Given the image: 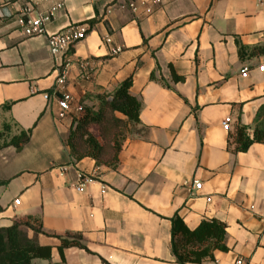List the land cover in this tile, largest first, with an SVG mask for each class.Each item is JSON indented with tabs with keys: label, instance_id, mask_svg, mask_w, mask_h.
Returning a JSON list of instances; mask_svg holds the SVG:
<instances>
[{
	"label": "crops",
	"instance_id": "obj_1",
	"mask_svg": "<svg viewBox=\"0 0 264 264\" xmlns=\"http://www.w3.org/2000/svg\"><path fill=\"white\" fill-rule=\"evenodd\" d=\"M59 3L44 33L26 35L28 20ZM80 22L89 29L68 54L59 94L74 101L61 118L52 96L61 59L50 54L47 34ZM238 42L256 53L241 58ZM263 62L264 0H164L151 14L134 13L123 0L0 6V130L7 123L11 137L31 129L22 149L0 148V226L38 217L47 234L22 229L51 246L58 264H180L171 219L179 215L190 229L218 219L227 226L228 250L187 264H264V143L235 149L238 126L252 135L264 111ZM245 65L250 71L242 77ZM173 73L184 79L174 81ZM130 76L140 122L129 126L116 168L92 157L74 160L66 140L82 112L76 106L97 107L92 95L112 94ZM67 232L81 234L86 248L69 246L62 256L51 234Z\"/></svg>",
	"mask_w": 264,
	"mask_h": 264
},
{
	"label": "trees",
	"instance_id": "obj_2",
	"mask_svg": "<svg viewBox=\"0 0 264 264\" xmlns=\"http://www.w3.org/2000/svg\"><path fill=\"white\" fill-rule=\"evenodd\" d=\"M241 58L246 54L256 53V49L246 52V46L238 42ZM151 77L155 78L154 72ZM174 81H182L184 78L176 73L172 74ZM167 84V83H165ZM132 77L124 79L112 94H94L91 97L98 102L95 105H84L78 116H73L66 143L70 148V154L74 160L84 157H92L96 163H103L110 168H116L125 136H121L117 130L121 125L133 126L140 122L142 102L130 93ZM121 113L125 118L117 116ZM97 124L100 129L102 142L91 132L90 125ZM9 125L4 124L0 130V148L8 145L20 150L28 142L31 129H22L19 133L9 137L7 132ZM236 150L246 151L253 143H264V111L259 110L255 118V128L252 135L245 125L237 128L235 136ZM110 151H107V147ZM5 181L0 180V185ZM172 252L178 263L187 264L202 263L205 260L214 259V250H228L224 243L226 224L218 219H204L194 228H188L179 215L172 219ZM26 226L36 233H44L41 219L35 216L16 218L9 226H0V264H58L51 261L52 247L38 244L24 231ZM60 239L59 251L63 256V250L69 246L86 248L82 243V235L67 232L64 235L51 234ZM43 260H48L43 263Z\"/></svg>",
	"mask_w": 264,
	"mask_h": 264
},
{
	"label": "built area",
	"instance_id": "obj_3",
	"mask_svg": "<svg viewBox=\"0 0 264 264\" xmlns=\"http://www.w3.org/2000/svg\"><path fill=\"white\" fill-rule=\"evenodd\" d=\"M15 0H0V6L9 4ZM126 6L134 13H138L141 9L146 14H151L156 6H160L164 3V0H123ZM63 7L62 3L53 5L49 7L47 10L43 12H38L34 18L28 20V22L24 25V32L28 36L38 35L45 32V24L51 21L57 14L59 10ZM88 25L86 23H72L57 31L55 33L47 34V46L50 54L61 60L56 62L55 71L56 80L55 87L52 92V96L57 99L59 105L58 116L63 118L65 117L72 108V102L74 101V97L69 93H61L59 94V89L63 87L66 83L71 62L68 57L70 49L80 40L84 39L88 33ZM107 42L110 41V38L106 39ZM121 50L120 47H117L113 50L114 53H117ZM257 69L264 73V62L257 66ZM249 66L245 65L241 69V76L246 77L249 73ZM76 111H82V105L76 106ZM232 118L231 116H227L223 120V127L226 130H230ZM196 188H200L201 184L196 183ZM78 189L82 190V186H79ZM105 192V189L102 190V193ZM234 264H253L251 261L245 260L243 258L236 259Z\"/></svg>",
	"mask_w": 264,
	"mask_h": 264
},
{
	"label": "rangeland",
	"instance_id": "obj_4",
	"mask_svg": "<svg viewBox=\"0 0 264 264\" xmlns=\"http://www.w3.org/2000/svg\"><path fill=\"white\" fill-rule=\"evenodd\" d=\"M94 128V127H93ZM91 130V129H90ZM130 131H131V128H129L128 126H124V125H121L119 127V129L117 130V132L123 137V136H126L128 134H130ZM101 142H102V138L100 136V129L98 128V125L96 128H94L92 131H91ZM107 151H110V147L108 146L107 147Z\"/></svg>",
	"mask_w": 264,
	"mask_h": 264
}]
</instances>
